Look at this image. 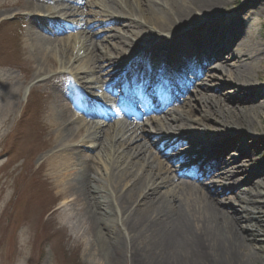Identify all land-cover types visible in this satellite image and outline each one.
Here are the masks:
<instances>
[{"label":"bare ground","instance_id":"obj_1","mask_svg":"<svg viewBox=\"0 0 264 264\" xmlns=\"http://www.w3.org/2000/svg\"><path fill=\"white\" fill-rule=\"evenodd\" d=\"M64 2L66 5L63 10V22H70L78 31L79 38L74 44L82 52L80 56L75 53L73 60L79 61L80 57L84 56V60L79 61L77 72L81 75H91V83H103L110 71L112 73L113 62L115 60L122 62L127 59L126 57H130L132 52L139 48L135 46V41H138L152 42L149 50H154L160 55L167 54L165 50L167 46L170 54L193 57L196 66L205 64L200 68L201 75L208 69L209 63L220 59L219 64L223 63L227 79L232 81L236 90L248 92L246 87L255 88L252 86L253 78L250 73L253 67H250V61L249 64L246 61L248 57L252 60L263 57L264 51L257 45L244 44L237 46L240 48L239 54L232 50V44L237 41L233 34L239 29L240 24L238 19L235 20L233 17L235 13L231 15L226 13L227 8L224 7L226 5L222 0H64ZM41 4L39 1L27 0L18 3L17 7L24 11H33L41 8ZM216 12L223 13L227 18L216 19L207 25L202 23V18H208ZM114 22L121 23L125 31L108 34L100 43L96 41L95 38L100 33H105L104 29ZM193 22L201 24L195 28L188 27L184 31L180 29ZM140 23L145 25L148 31L132 30ZM127 30L130 31L126 32ZM30 31L28 30L26 38L34 47L32 55L35 63L40 69L48 71L51 64L48 60L44 61L42 46L50 45L51 42L45 41V37H41L40 33ZM157 31L167 33L164 40H157V34L155 35ZM129 33L132 36H128ZM50 35L55 36L54 33ZM126 36L128 40H132L133 37L132 47L126 43L128 41H124ZM107 39L110 41L117 39L118 42L109 49L103 44ZM121 44L128 46V49L116 48V45ZM38 46H41V49H35ZM61 51L60 55L67 59L69 46L64 45ZM154 60L149 59L151 62ZM65 65L68 67L71 63L65 62ZM214 67L221 70L219 65ZM206 77H212L211 81H206L210 84L200 79L197 84L200 90L195 91L201 99H205L202 90L210 86L223 87L226 83L224 80L214 79L218 77L209 75ZM255 77L258 79V75ZM76 82L70 78L65 82V87H70L67 100L64 101L59 95L51 96L50 112L53 115V125L57 127L55 143L66 144L69 147L75 144L78 149L72 150L75 152L72 154L66 150L51 155L48 171L57 185L62 203L67 204L66 207L71 206L70 208L79 207L77 212L80 213L81 224L85 226L84 232L90 234L98 229L101 232L100 228H104L107 239L113 240V252H121L130 264H256L255 253L249 247L258 241V236L247 238L243 232L250 228L248 224L243 223L256 224L264 233V220L255 217L252 209L259 204L256 198L260 193L251 196V192L245 190L248 198L243 201L236 196V192H233L229 201L224 200L227 195L223 187L214 185L216 181L214 177L219 175L223 179L227 177L225 173L229 172L222 168L228 164L236 166V161L229 160V155H225V149L215 151L216 155L212 157L206 153L214 162L208 169L203 167L200 161L189 165L184 158L178 156L180 152L185 156L187 153L184 151L188 150L190 151L188 154H196L195 159L200 160L201 155L198 151H203L209 145L218 144L217 141L223 139L227 131L221 129L199 131L189 124L191 120L187 116L188 109L186 112L178 111L181 106L176 103L177 96L181 97L182 94L174 97L172 89L170 97L159 105V109H163L164 106L170 107L159 115L148 117L149 113L146 111L144 113L146 117L138 119L134 117V111L129 109L124 114L130 116L127 119L133 120L132 122H112L97 130V133L89 135V139L81 140L83 130H78L75 124L70 122V115L73 108L79 111V104L74 97L75 91L80 89V85L85 90L88 87L83 77ZM229 92L225 91L226 94ZM259 95L254 90L253 93H249L245 102L249 105L257 103L262 111L259 114L264 115V101H258ZM191 99L192 95H189L185 107L189 108L190 103L194 102ZM139 104L144 103L141 101ZM204 104L213 106L214 109L208 111L209 115L214 114L215 125H222L225 128L230 125L228 123H232L236 129L233 134L245 133L250 139L246 132L248 127L256 128L251 117L243 112L245 109L237 110L239 112L236 113L231 108H223L218 102L209 103L208 99L204 100ZM83 114L89 115L84 111ZM259 123L261 124L260 121ZM237 137L238 135L235 138ZM95 146L111 158L110 164L105 167L103 183L96 178L93 173L95 168L89 160L90 156L86 155L94 151ZM197 147L199 150L194 149ZM155 150L159 151L161 158L166 157L168 162L166 163L165 159H158ZM247 151L248 159L251 163L254 162L256 146H250ZM178 163L180 166L176 167ZM183 166L194 167L196 172L186 173L189 175L187 177L182 173ZM257 174L256 166L251 169L250 176L244 184L251 183L255 190L264 188V179L260 183L252 181ZM230 199L249 207H240L238 212L236 208L228 207V204L233 203ZM118 217H121V224L119 227L117 224L118 229L115 230L112 226ZM255 232L260 234L257 230Z\"/></svg>","mask_w":264,"mask_h":264},{"label":"rangeland","instance_id":"obj_2","mask_svg":"<svg viewBox=\"0 0 264 264\" xmlns=\"http://www.w3.org/2000/svg\"><path fill=\"white\" fill-rule=\"evenodd\" d=\"M41 1L45 7L50 8V11L35 9L33 12L27 13V18L31 16L30 19L32 20L29 23L24 17L22 31L18 32L19 37L18 41H15V45L12 43L13 41L6 39V34L0 32V264H130L121 252H113V240L107 239L104 228H100L101 232L98 228L90 234L84 232L85 226L81 224L80 213L77 212L79 207L70 208L71 206L66 207L67 204L62 203L57 185L48 171L51 155L66 150L72 154L75 153L72 150L78 149L75 144H71L69 147L66 144L55 143L57 127L53 125V115L50 112L51 96L65 97L70 88L65 87V82L70 78L77 83L76 80L83 77L84 81L87 82L88 89L85 90L80 85L79 90L87 96L98 95L100 99L96 102L99 103L103 112H108L105 107L111 110L112 100L104 96L102 83H91V75H81L77 72L79 61L84 60V56L80 57L81 60L79 61L73 60L75 53H78L79 56L82 55L80 49L78 50L74 44L79 38L76 34L77 30L72 28L71 31H66L67 33L64 35L55 36L48 32L45 20L60 19L61 14H57V12L62 10L63 6L57 3L48 4L47 0ZM222 1L226 5L224 6L227 8L226 13L229 15L235 13L233 17L235 20L237 18L240 24L239 29L233 34L237 37V41L232 44V50L239 54L240 48L238 47V49L237 46L244 44L245 46L257 45L261 51H264V0ZM2 5L4 7L13 5V0H0V21L11 19L15 14V9L1 8ZM93 10L97 11L94 8ZM222 18L226 19L227 16L216 12L208 18H202L201 21L207 25ZM28 23L29 27L27 28ZM194 23L180 29L184 31L188 27L195 28L201 24L200 22ZM139 25L141 23L134 26L132 30L137 32L148 31L145 25ZM27 29L31 30V33H40L41 37H45V41L51 42L50 45L42 46V49L44 48L43 59L44 61L48 60L51 64L48 71H44L36 65L32 55L34 47L27 42L26 35L28 32L25 31ZM104 31L105 33H100L95 38L99 43L108 34L123 32L125 29L121 23L114 22L109 24ZM166 34L158 31L155 33L157 40H164ZM115 35L117 36V34ZM127 35L132 36L131 33ZM128 36L124 38V41H128L126 43L132 47L134 39L132 37V40H128ZM115 42H118L117 39L113 41L107 39L103 44L109 48ZM135 43V46L139 48L132 52V58L152 44V42L140 43L138 41ZM64 45L70 48L67 59L60 55ZM116 48L126 50L128 46L121 44L116 45ZM35 49H41V46L35 47ZM70 54H72L71 57ZM146 56L151 57V53ZM228 61L232 62L230 59ZM249 61L250 67H253L250 73L253 78L252 86L255 88L246 87L248 92L236 90L232 81L227 79L223 63L219 64L220 59H216L209 63L207 68L210 70L207 69V72L205 71L204 76L200 79L206 82L207 80L211 81L212 78L206 77L208 75L218 77L219 79H214L226 82L223 87L211 88L210 86L202 90L205 99H201L195 93V91L200 90L197 87L200 79L194 80V76L187 74L185 75L186 82L194 85L189 88L187 93L192 95L191 100L194 102L190 101L189 108L185 107L189 98L186 93L177 103L181 106L178 111L186 112L188 109L187 116L191 120L189 124L199 131H203V129L205 131L212 129L227 131L223 139L217 141L218 144L209 145L203 151L214 154L215 151L225 149V155H229V160L236 161V166L228 164L222 168V170L229 172V174L225 173L227 175L225 179H228L226 184L216 182L215 185L228 188L226 191L236 192V196L243 201L248 198V195L245 194L247 191L251 192V196L259 192L260 196L256 198L259 204L252 209L255 217L264 220V188L255 190L251 183L244 184L250 176L251 169L256 166L258 174L253 177L252 181L260 183L264 179V115L259 114L262 111L257 103L249 105L245 102L246 97L254 90L260 94L258 101H264V56L253 60L248 57L246 63L249 64ZM65 62L66 64L70 62L71 65L67 67ZM150 63L151 61L147 58H143L138 66H147ZM121 64L115 60L112 66L116 67ZM215 65H219L221 70L215 69ZM255 75H258V79ZM206 83L210 84V82ZM225 91L230 92L226 94ZM32 98L35 99L36 104L39 103L38 113L35 107H30ZM207 99L209 103L218 102L223 108H231L236 113L239 112L237 110L245 109L243 112L246 116L251 117L253 126L256 128L248 127L246 132L250 135V139L245 136V133L233 134L232 132L236 129L232 123H228L230 124L229 127L226 126L225 128L222 125H215L213 123L215 116L212 113L209 115L208 111L213 110V106L204 104V100ZM70 108L72 109V107ZM117 113L116 119L121 120ZM112 120L110 119V122ZM70 122L74 123L78 130H83L81 140L89 139V135L97 133V130L107 125V122H100L96 118H84L77 110H73L70 115ZM237 135L238 137L235 138ZM252 145L256 146V156L255 161L251 163L248 159L249 152L247 149ZM94 149L86 155L90 156L89 160L95 168L93 173H95L96 178H99V181L103 183L105 167H108L111 158L99 147L95 146ZM155 151L157 158H161L159 151ZM178 156H181V153ZM70 157L74 158L71 155ZM161 159H165L166 163L168 162L166 157ZM234 172L236 173L233 174ZM226 193L227 196L224 197V200L229 201L234 193ZM72 197L74 198V196ZM230 201L233 203L228 204V207H234L238 212H240V207H249V205L239 204L234 199H230ZM117 224L119 227L121 217L117 218L112 228L117 230ZM243 224H248V228H250L243 232L247 238L252 239V236H258V241L249 248L255 253L256 264H264V233L256 224L250 222ZM255 230L260 231V234H257Z\"/></svg>","mask_w":264,"mask_h":264}]
</instances>
